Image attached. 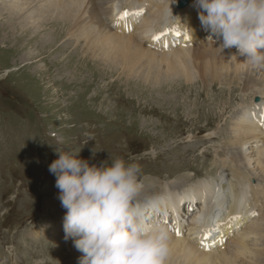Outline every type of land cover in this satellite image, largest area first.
<instances>
[{"label": "rangeland", "instance_id": "rangeland-1", "mask_svg": "<svg viewBox=\"0 0 264 264\" xmlns=\"http://www.w3.org/2000/svg\"><path fill=\"white\" fill-rule=\"evenodd\" d=\"M0 20V264H76L66 249L56 248L54 234L49 232L59 193L49 166L58 158V147L81 149L80 158L98 166L117 157L137 163L143 195L159 194L166 181L176 187L172 195L156 198L161 203L183 194L184 199L159 204L157 211L165 215L158 219L150 212L153 219L148 220L171 230L174 239L178 235H172V229L188 223L183 215L188 218L197 209L195 205L192 212L174 215L184 208L185 199L197 194H186L187 187L197 180L217 178L222 166L230 180L237 175L238 164L228 159L232 150L227 139L239 109L249 104L241 95L246 75H227V82L207 77L191 85H179L185 78L174 84L160 81L158 86L153 85L158 77L147 81L148 85L138 83L84 61L81 49L76 50L66 37L55 45L45 44L41 37L27 42L32 31L7 15ZM65 21L57 23L55 33L66 35ZM190 21L187 17L184 23ZM171 22L165 20V25ZM187 27L197 28L193 23ZM3 34L7 40H2ZM204 34L208 38L195 42L193 53L205 42L219 43L209 38L210 31ZM159 38L148 36L144 45L154 48ZM67 56L73 61L66 62ZM261 136L258 140L264 142ZM242 169L259 184L257 174H248L247 166Z\"/></svg>", "mask_w": 264, "mask_h": 264}, {"label": "bare ground", "instance_id": "bare-ground-1", "mask_svg": "<svg viewBox=\"0 0 264 264\" xmlns=\"http://www.w3.org/2000/svg\"><path fill=\"white\" fill-rule=\"evenodd\" d=\"M151 2L148 5L147 0H0V17L7 15L27 32L32 31L29 37L27 35V42L41 37L46 39L45 44L55 45L66 37L76 50L81 49L80 57L84 61L91 60L104 71H117L138 83L148 85L147 81L158 77L157 84L153 83L158 86L160 81L174 84L185 78L179 85H191L207 77L227 82L232 74H238L239 78L246 75L243 81L246 87L240 92L249 104L239 109L231 126V137L227 139L232 150L228 159L238 164L235 166L237 175L234 174L230 180L222 166L217 178L194 181L192 186L196 190L192 186L187 187L186 194L197 192L192 197H201L200 205L196 203L197 209L188 218L183 215L186 214L184 208L174 211L175 216L180 213L188 223L179 224L175 231L172 229L178 238L171 237L172 251L168 264H264V142H261L263 139L258 140L260 134L264 137V67H254L234 55L236 52L231 51H236L235 48L222 52L219 43L205 42L202 49L193 53L192 45L203 37L208 38L194 0L184 9L177 8L178 0ZM124 12L129 15L123 16ZM187 17L192 21L184 23ZM168 19L172 22L165 25ZM61 20H66V35L54 32L53 28ZM191 23L197 28L187 27ZM9 24L12 26V22ZM129 27H134V30ZM3 35L2 40H7L8 36ZM148 36L153 39L160 37L154 48L144 45ZM72 59L67 56L65 61L72 62ZM60 61L63 60L60 58ZM248 108L251 110H243ZM243 166L248 167V174L258 175L259 184L253 183ZM160 190L159 194L151 197V194H141V189L138 199L147 202L157 196L172 195L178 189L166 181ZM182 195L165 198L160 204L167 206L182 201ZM57 197L54 200L56 218L53 226L48 225L51 228L49 232L54 234L56 248L61 252L66 249L79 264L83 253L76 249L74 237L67 241L64 239L66 209L61 205L59 193ZM157 210L149 208L148 212L155 214ZM181 229L182 235H179ZM230 235L231 238L227 239Z\"/></svg>", "mask_w": 264, "mask_h": 264}, {"label": "clouds", "instance_id": "clouds-1", "mask_svg": "<svg viewBox=\"0 0 264 264\" xmlns=\"http://www.w3.org/2000/svg\"><path fill=\"white\" fill-rule=\"evenodd\" d=\"M194 6L222 52L235 48L234 55L264 67V0H194ZM80 151L58 147L49 166L66 209L64 239L74 237L83 253L79 264H168L171 235L146 215L160 200L138 199L140 166L120 157L98 166L81 159Z\"/></svg>", "mask_w": 264, "mask_h": 264}, {"label": "water", "instance_id": "water-1", "mask_svg": "<svg viewBox=\"0 0 264 264\" xmlns=\"http://www.w3.org/2000/svg\"><path fill=\"white\" fill-rule=\"evenodd\" d=\"M189 3V0H179L178 1V8H184L185 6H187Z\"/></svg>", "mask_w": 264, "mask_h": 264}, {"label": "snow or ice", "instance_id": "snow-or-ice-1", "mask_svg": "<svg viewBox=\"0 0 264 264\" xmlns=\"http://www.w3.org/2000/svg\"><path fill=\"white\" fill-rule=\"evenodd\" d=\"M127 15H129V13H127V12H124L123 13V16H127ZM155 39H158L159 37H154Z\"/></svg>", "mask_w": 264, "mask_h": 264}]
</instances>
